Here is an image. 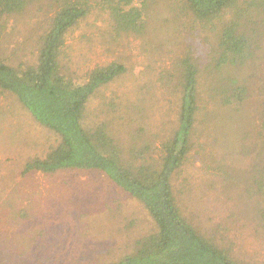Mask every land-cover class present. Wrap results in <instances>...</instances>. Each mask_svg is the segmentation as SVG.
<instances>
[{"label":"rangeland","instance_id":"374dc122","mask_svg":"<svg viewBox=\"0 0 264 264\" xmlns=\"http://www.w3.org/2000/svg\"><path fill=\"white\" fill-rule=\"evenodd\" d=\"M61 1L27 0L22 14L0 18V57L13 66L35 63L38 36ZM88 2L90 14L66 36L68 72L82 76L116 61L127 69L100 91L105 96L92 103V114L110 122L124 144L141 127L143 139L158 146L176 127L178 104L159 76L172 72L189 51L199 69L200 112L194 148L172 179L173 191L197 228L230 240L239 264H264V199L236 183L264 164V43L245 65L229 69L227 77L246 89L239 109L232 110L216 100L204 71L211 34L185 18L175 21L165 1L157 0L143 35L114 41L100 0ZM56 140L13 95L0 93V264H109L155 230L144 207L100 172L22 175L24 163Z\"/></svg>","mask_w":264,"mask_h":264},{"label":"trees","instance_id":"16d2710c","mask_svg":"<svg viewBox=\"0 0 264 264\" xmlns=\"http://www.w3.org/2000/svg\"><path fill=\"white\" fill-rule=\"evenodd\" d=\"M161 1L175 21L185 18L211 34L204 71L219 104L238 110L246 89L227 76L230 68L245 65L264 43V0ZM156 3L100 0L99 6L108 15L111 35L117 41L143 35ZM27 6V0H0V18L22 14ZM57 7L38 36L35 63L13 66L0 57V93L13 95L37 124L57 138L42 156L24 163L21 174L97 171L144 207L155 230L139 238L131 253L109 264H239L228 238L224 243L221 234L204 232L186 217L182 196L172 187V179L194 148L191 137L200 112L199 69L192 54L185 51L172 72L159 76L178 103L171 134L153 146L143 139L144 129L133 128L124 144L110 122L92 114V103L105 96L100 91L127 69L116 61L97 65L82 76L71 75L65 63L66 36L90 14L92 6L88 0H62ZM113 103L107 99L111 112H115ZM261 127L264 142V117ZM245 177L236 182L238 187L264 199V164Z\"/></svg>","mask_w":264,"mask_h":264}]
</instances>
